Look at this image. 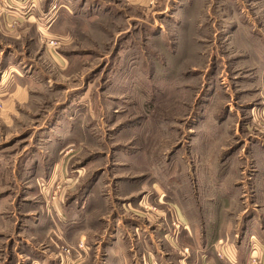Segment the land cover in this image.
<instances>
[{"label":"rangeland","instance_id":"rangeland-1","mask_svg":"<svg viewBox=\"0 0 264 264\" xmlns=\"http://www.w3.org/2000/svg\"><path fill=\"white\" fill-rule=\"evenodd\" d=\"M55 1L75 6L73 17L53 33L30 29L21 41L0 34L39 68L28 84V116L11 127L0 124V145L4 137L21 135L13 148H35L41 162L65 159L67 178L78 180L62 193L71 211L79 208L76 199L86 197L82 184L101 180L94 193L106 195L108 204L91 210L108 221L99 235L117 214L141 220L133 212L155 228H180L173 217L182 192L200 201L206 228L219 226L221 217L231 228L243 227L252 202L227 203L225 195L224 204L213 203L221 211L207 212L223 194L222 184L208 187L212 175L223 177L221 171L208 168L225 166L236 155L228 164L234 177L254 179L252 188L236 186L237 194L262 193L256 165L264 156V0ZM33 131L52 135L40 141L29 135ZM9 173L11 168L0 170V177L11 182ZM48 188L11 184L0 190L40 201L37 194L47 195ZM38 204L27 209L43 210ZM47 205L50 212V198ZM86 241L62 252L83 260L78 253Z\"/></svg>","mask_w":264,"mask_h":264},{"label":"crops","instance_id":"crops-1","mask_svg":"<svg viewBox=\"0 0 264 264\" xmlns=\"http://www.w3.org/2000/svg\"><path fill=\"white\" fill-rule=\"evenodd\" d=\"M33 3L34 5L29 3V0H0V34L3 37L17 41L27 40L30 29H35L40 35L47 32L51 34L54 27L60 26L64 19L72 18L74 14V2L57 5L55 0H37ZM84 4L85 2L82 8L86 9ZM38 70L26 54L12 44L0 40V124L11 127L28 116L27 107L32 102L28 84L31 83V78L37 75ZM45 129L49 128L43 130ZM29 133L40 141L49 139L52 135L51 131L39 135L36 131ZM19 136L21 135L4 137L0 145V170L11 168V174L9 173L7 178L9 175L14 177L11 182L0 177V187L11 184L21 187L23 184H29L33 187L43 185L50 188L46 191L48 196L37 194L40 201L29 200L28 195L0 190V264H264V156L256 165V170L260 166L256 177L263 180L258 182L261 184L262 193L250 190L245 191L242 196L237 194L239 186L252 188L254 179L242 181L234 177L235 168L228 164H231L236 155L230 156L225 166L220 162V165L208 168L210 172L221 171L223 176L215 179L212 175V182L208 183V187L223 185V189L219 191L223 194H218L223 200L218 196V200L211 202L212 204H224L225 195L227 203L236 204L244 199L245 202L254 204L249 207L251 213L246 216L241 228H231L226 222L227 217L218 218V223H221L219 226L206 228L208 226L202 220L203 210H197L200 201L197 198L191 200L182 192L174 204L177 211L173 218L182 225L176 228L177 230H168L164 225L157 228L150 226L143 220L145 218L142 215L133 212L141 220L131 218L130 221L122 214H117L109 221L104 234L99 235L98 232H101L103 225L108 221L105 217L95 218L91 210L100 207L99 204H108L106 195L94 193L95 185L99 186L101 180L97 179L93 183L90 181L88 185L82 184L80 195L81 198L86 197L80 201L76 199L80 209H66V205L62 203L64 194L66 190L75 189L78 180L67 178L68 166L65 159L62 162L59 158L56 161H46L45 158L41 162L39 157L42 153L39 150L32 148L33 151L30 152L27 148H13L19 141ZM64 153L63 151L62 154ZM18 169L22 175L17 174ZM100 173L98 172V175ZM208 180L209 177L207 182ZM193 183L197 185L196 180H193ZM56 185L62 186V191L56 192ZM59 193L64 194L61 196ZM58 195L60 197L57 199ZM49 198L52 200L50 212L47 205ZM15 199H21L22 204ZM71 199L74 202L75 197L72 196ZM33 202L39 203L38 206L43 210L37 212L36 208L27 209ZM207 205L210 206V203L207 202ZM215 210L221 211L222 207L213 204V209L207 212ZM125 219L131 223L130 227H125ZM44 233H48L45 239ZM28 235L34 236L35 240ZM157 238L163 239L168 246L160 243L161 239L157 241ZM79 239H87L86 246L78 253L79 258L84 259H75L76 254L71 256V259L67 258L62 248L67 245L77 247ZM184 239H188L189 243H183ZM169 245L178 253L175 257H172L174 250H171ZM254 256L260 258L254 259Z\"/></svg>","mask_w":264,"mask_h":264},{"label":"built area","instance_id":"built-area-1","mask_svg":"<svg viewBox=\"0 0 264 264\" xmlns=\"http://www.w3.org/2000/svg\"><path fill=\"white\" fill-rule=\"evenodd\" d=\"M177 227H180V224H178ZM82 248H83V246L81 245L80 249H82ZM67 252H70V250H67Z\"/></svg>","mask_w":264,"mask_h":264}]
</instances>
